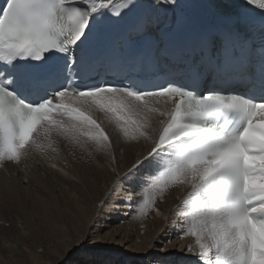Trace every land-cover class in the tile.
Masks as SVG:
<instances>
[{"label": "snow or ice", "instance_id": "obj_1", "mask_svg": "<svg viewBox=\"0 0 264 264\" xmlns=\"http://www.w3.org/2000/svg\"><path fill=\"white\" fill-rule=\"evenodd\" d=\"M255 9L264 18V0H0V163L43 152L41 134L106 153L110 133L93 119L103 113L121 142L151 147L123 176L117 167L101 211L131 205L115 198L126 186L143 215L166 189L188 185L177 235L194 238L185 251L196 258L177 259L264 264Z\"/></svg>", "mask_w": 264, "mask_h": 264}, {"label": "bare ground", "instance_id": "obj_2", "mask_svg": "<svg viewBox=\"0 0 264 264\" xmlns=\"http://www.w3.org/2000/svg\"><path fill=\"white\" fill-rule=\"evenodd\" d=\"M63 119L67 121L68 117ZM93 119L103 122L102 126L110 133L113 147L106 153H98L93 148L91 155H88L87 150L55 133L40 135L39 143L43 147L52 139L63 138L59 145V139H55L52 145L59 149L60 164H66L68 168L60 166L58 175L48 174L50 185L47 184L48 177L44 180L40 176L41 168L39 171L35 170L36 167L30 168V173L23 175L22 179L18 177V169L8 163L0 170V205L6 201L9 207L13 206L14 214L18 213L25 235H20L16 241L22 246L28 244L26 248L29 250L15 252L0 243V253H9L13 259L17 257L15 261L21 264H161L158 259L161 256L169 261L175 260L176 264H183L178 257L195 259L193 253L185 251L190 244H194L193 237L178 235V239L175 237L170 243L166 242L169 237L177 235L180 218L185 215L183 211L175 213L171 210L185 202L191 192L190 186L169 187L156 200L154 210H146L143 215L136 207L140 197L134 194V188L126 186L115 198H130L132 204H121L117 210H113L110 203L101 211L100 206L108 198L117 179V167L120 176H123L132 163L143 157L151 143L144 140L138 143L121 142L117 133L107 127L103 113H95ZM64 148L68 150V157H65ZM36 151L40 152L38 149ZM89 159H93L92 168ZM23 167V171L27 172L28 166ZM2 171H5L7 178ZM24 179L28 180L29 188L22 186ZM150 195L151 192L144 194L145 198ZM1 208L0 221H3ZM156 211L160 217L156 216ZM98 232L105 234L98 237ZM40 241L46 242V246L39 247L42 246ZM159 247H164L165 251L160 252ZM7 262L11 263L12 260Z\"/></svg>", "mask_w": 264, "mask_h": 264}, {"label": "rangeland", "instance_id": "obj_3", "mask_svg": "<svg viewBox=\"0 0 264 264\" xmlns=\"http://www.w3.org/2000/svg\"><path fill=\"white\" fill-rule=\"evenodd\" d=\"M66 117V116H65ZM64 117V118H65ZM59 119V118H58ZM98 122H100L98 119H96ZM106 125H107V127L109 128V130H111V131H114L113 130V128H112V126L108 123V121H107V123H106ZM115 132V131H114ZM55 139H59V138H55ZM55 139H52V140H50V143L49 144H51V147H49V144L47 145V146H44V151L43 152H37L36 151V148H31V150H27V152L25 153V154H23L22 155V160H21V163L17 166V164H15V163H13V162H9V161H3L2 163H0V170L4 167V165H7V163H8V165H12V166H14V168L15 169H18L17 171H18V174L19 175H21V176H19L18 175V177H21V179L23 178V175H25L26 174V176H27V174L28 173H30V171H31V169H34L35 167V170L37 169L38 171L40 170V168H41V171H40V176L41 177H43L42 179H44V180H46L45 178L46 177H48V185H50L51 184V180L49 179L50 177L48 176V174L50 175V174H55V175H58V173H60L59 171H60V166H62V167H66V169L68 168L67 167V165L66 164H63V163H61L60 164V160L58 159L59 157H58V150L55 148V147H53V145H52V142L55 140ZM63 140V138H60L59 139V142H58V145H59V143L61 142ZM60 146H61V144H60ZM53 149H55V151H53ZM35 150V151H34ZM82 150H87L88 152H87V154L88 155H91V153L93 152V148L92 147H87V149H84V148H82ZM31 151V152H30ZM30 154V155H29ZM64 154H65V157H68V150L67 149H65L64 148ZM29 155V156H28ZM32 155V156H31ZM40 155V156H39ZM48 156V157H47ZM27 157H29V159H27ZM38 157V158H37ZM26 158V160H24ZM36 158V159H35ZM40 159V160H39ZM23 160H24V162H23ZM32 160V161H31ZM36 160V161H35ZM89 160H91L90 162L92 163V165L90 166V168H92L93 167V162H92V160L93 159H89ZM34 162V163H33ZM33 163V164H32ZM35 163H37V164H35ZM32 164V165H31ZM35 164V165H34ZM40 164V165H39ZM22 165L24 166L23 168H26L27 166V168H26V171L27 172H24L23 171V169H22ZM49 165V166H48ZM53 165L55 166V167H53ZM26 166V167H25ZM45 166V167H44ZM47 166V167H46ZM20 167V168H19ZM31 168V169H30ZM43 168V169H42ZM22 169V170H21ZM28 169V170H27ZM1 173H4L3 174V176H6V178H7V175H5V171L3 172H1ZM20 173H22V174H20ZM51 176V175H50ZM22 182H23V187H28V186H30L29 184H28V180L26 179H24V180H22ZM29 188V187H28ZM165 191H168L167 189L165 190ZM57 194V193H56ZM158 199V198H157ZM157 202V201H156ZM7 202L6 201H4L3 203H2V205H0V208L3 210H1V212H3V216H4V219H3V221H0V223H1V225H2V222H3V225L0 227V239H1V244L3 245V246H5V247H7V248H10L12 251L13 250H15V252H17V251H19V250H21V251H23V252H25V251H29L26 247H27V245L28 244H26L25 246H22L21 245V243L20 244H18L17 243V239H18V237L21 235V237L22 236H24L25 234H24V232H25V229L24 228H22V224H23V222H22V220L20 219V217H18L17 215H18V213L17 212H15V214H14V211H13V209H12V205H10V207H9V204L7 205L6 204ZM4 204H5V206H4ZM155 205H156V203L151 207V211L150 210H148L149 212H152L153 210H154V208H155ZM8 206V207H7ZM5 207V209H3ZM177 207L178 208H180L181 207V205H177L173 210H171V211H173V212H175V213H177V211H175L176 209H177ZM7 210H8V212H7ZM149 212L147 213V216L149 215ZM182 212V211H181ZM181 212H179V213H181ZM156 216H158V217H160V214L156 211ZM22 230V231H21ZM22 232V233H21ZM178 239V235H174L173 237H169V239H167L166 240V242L167 241H172V240H175L176 238ZM175 238V239H174ZM15 239V240H14ZM16 243V246H14L15 245V243ZM165 242V243H166ZM40 243H41V245L42 246H39V247H45L46 246V242H41L40 241ZM32 244V243H31ZM14 246V247H13ZM22 248V249H21ZM158 249H160V247L158 248ZM9 253H5V252H1L0 253V264H8L9 262H7V260H12V262L11 263H9V264H21V262H17V261H15L16 260V258L17 257H15L14 259H13V255H11V254H9ZM17 254V253H16ZM19 255V254H18ZM28 256V255H27ZM158 263V262H157ZM158 264H160V263H158Z\"/></svg>", "mask_w": 264, "mask_h": 264}]
</instances>
